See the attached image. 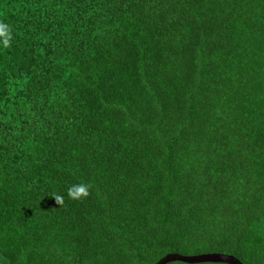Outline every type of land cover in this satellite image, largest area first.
Returning <instances> with one entry per match:
<instances>
[{"label":"trees","instance_id":"16d2710c","mask_svg":"<svg viewBox=\"0 0 264 264\" xmlns=\"http://www.w3.org/2000/svg\"><path fill=\"white\" fill-rule=\"evenodd\" d=\"M0 23V264H264V0H0Z\"/></svg>","mask_w":264,"mask_h":264},{"label":"clouds","instance_id":"9594fccd","mask_svg":"<svg viewBox=\"0 0 264 264\" xmlns=\"http://www.w3.org/2000/svg\"><path fill=\"white\" fill-rule=\"evenodd\" d=\"M0 37L4 38V45L8 47L12 39L11 29L4 23H0ZM91 190L92 185L90 183L81 182L73 184L67 189V197L71 200L81 201L87 199L91 195ZM52 198L58 205H63L65 202L64 195L60 193L53 194Z\"/></svg>","mask_w":264,"mask_h":264},{"label":"water","instance_id":"95a60500","mask_svg":"<svg viewBox=\"0 0 264 264\" xmlns=\"http://www.w3.org/2000/svg\"><path fill=\"white\" fill-rule=\"evenodd\" d=\"M179 260L188 263H202V262H221L228 264H242L238 259L226 254H204L197 256H185L178 253H170L162 258L157 264H166L168 262Z\"/></svg>","mask_w":264,"mask_h":264}]
</instances>
